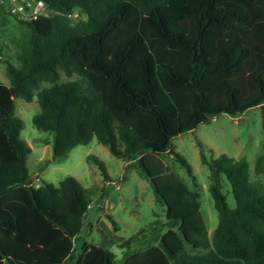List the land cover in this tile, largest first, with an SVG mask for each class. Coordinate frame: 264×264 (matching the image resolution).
Returning <instances> with one entry per match:
<instances>
[{
	"label": "trees",
	"instance_id": "1",
	"mask_svg": "<svg viewBox=\"0 0 264 264\" xmlns=\"http://www.w3.org/2000/svg\"><path fill=\"white\" fill-rule=\"evenodd\" d=\"M44 1L51 16L14 17L26 27L12 54L20 66L3 61L10 84L0 80V264H264V184L251 180L247 159H204L219 215L211 238L197 186L163 158L173 154L193 176L173 138L258 106L264 127V0ZM77 11L85 16L79 23L68 17ZM42 82L50 85L40 88ZM35 93L33 125L53 135L55 158L96 138L153 185L166 220L152 221L148 246L131 250L143 230L118 244L122 262L90 242L75 254L94 189L73 176L35 186L31 147L15 115V99L32 102ZM88 160L110 180L99 158ZM263 169L264 153L255 172Z\"/></svg>",
	"mask_w": 264,
	"mask_h": 264
},
{
	"label": "rangeland",
	"instance_id": "2",
	"mask_svg": "<svg viewBox=\"0 0 264 264\" xmlns=\"http://www.w3.org/2000/svg\"><path fill=\"white\" fill-rule=\"evenodd\" d=\"M83 20L85 16L73 19L76 23ZM25 31L24 25L0 10V50L3 54L0 56V80L6 85L10 84V80L3 61L10 59L13 64L20 66V62L13 58L12 54L16 50V41ZM68 80L64 74L61 75L62 82ZM49 85L42 82L40 88ZM15 106V115L23 122L20 138L31 147L27 165L35 186L41 185L42 180L58 186L63 178L73 176L84 189H94L91 194V207L76 242L77 250L79 251L84 243L90 242L112 250L122 262L125 249L119 248L118 244L143 230L146 232L136 237L131 250L148 246L154 236L151 230L152 221H165L166 216L164 208L156 198L153 185L139 175L137 168L128 167L127 162L113 156L96 138L88 145L76 146L63 158H55L53 135L39 131L33 125V117L40 112L37 93L32 102L16 98ZM46 139L50 140L49 144L44 143ZM171 147L175 153L187 160L195 178L175 160L173 154H163V158L187 185L191 188L197 186L201 211L211 238L218 225L219 215L209 191L212 173L204 159L211 161L221 154L237 160L246 158L250 164L251 180L264 184V169L261 174L255 172L257 157L264 153L263 112L260 106L249 108L241 115L220 114L173 138ZM89 156H95L105 164L109 181L105 179L100 168L88 160ZM221 182L229 206L235 208L230 182L226 177H223ZM108 215H112L117 222L119 231L114 229Z\"/></svg>",
	"mask_w": 264,
	"mask_h": 264
},
{
	"label": "built area",
	"instance_id": "3",
	"mask_svg": "<svg viewBox=\"0 0 264 264\" xmlns=\"http://www.w3.org/2000/svg\"><path fill=\"white\" fill-rule=\"evenodd\" d=\"M0 8L8 15L24 22H32L53 14L44 0H0ZM68 17L76 19L83 16L77 11L69 14Z\"/></svg>",
	"mask_w": 264,
	"mask_h": 264
},
{
	"label": "crops",
	"instance_id": "4",
	"mask_svg": "<svg viewBox=\"0 0 264 264\" xmlns=\"http://www.w3.org/2000/svg\"><path fill=\"white\" fill-rule=\"evenodd\" d=\"M90 207H91V206H90ZM99 246H101V245H99ZM75 247H76V250H75V252H76V251H78V250H77L78 247H77L76 243H75ZM101 247H102V248H105V249H108V248L103 247V246H101Z\"/></svg>",
	"mask_w": 264,
	"mask_h": 264
},
{
	"label": "water",
	"instance_id": "5",
	"mask_svg": "<svg viewBox=\"0 0 264 264\" xmlns=\"http://www.w3.org/2000/svg\"><path fill=\"white\" fill-rule=\"evenodd\" d=\"M32 179H33V177H32ZM85 220V219H84Z\"/></svg>",
	"mask_w": 264,
	"mask_h": 264
}]
</instances>
